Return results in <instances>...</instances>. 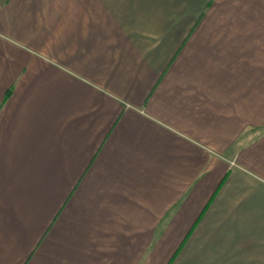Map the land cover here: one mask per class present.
Wrapping results in <instances>:
<instances>
[{"label": "crops", "instance_id": "1", "mask_svg": "<svg viewBox=\"0 0 264 264\" xmlns=\"http://www.w3.org/2000/svg\"><path fill=\"white\" fill-rule=\"evenodd\" d=\"M0 264H264V0H0Z\"/></svg>", "mask_w": 264, "mask_h": 264}]
</instances>
